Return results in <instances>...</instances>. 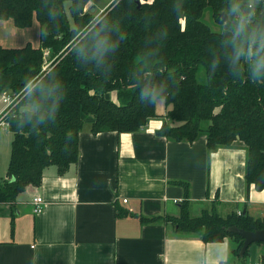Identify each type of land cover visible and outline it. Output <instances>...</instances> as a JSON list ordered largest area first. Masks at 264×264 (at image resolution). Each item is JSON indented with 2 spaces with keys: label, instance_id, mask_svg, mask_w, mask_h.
I'll use <instances>...</instances> for the list:
<instances>
[{
  "label": "trees",
  "instance_id": "trees-1",
  "mask_svg": "<svg viewBox=\"0 0 264 264\" xmlns=\"http://www.w3.org/2000/svg\"><path fill=\"white\" fill-rule=\"evenodd\" d=\"M90 1L0 0L1 20H13L20 29L32 27L35 20L41 26L39 48L0 46V96H18L5 117L13 140L7 178L0 180V201L15 203L28 187H40L50 167H56L59 176L67 175L79 161L86 117H93L94 134L145 128L159 116L158 103L139 101V90L148 83L166 86L167 121L158 136L193 143L206 135L211 151L243 142L248 153L247 184L264 190V82L232 76L220 45L224 31L213 30L204 21L210 10L216 23L227 24L229 20L224 23L220 17L226 13L227 0H116L99 17L86 9ZM258 16H264L263 7ZM101 17L109 21L114 35L116 30L124 33V39L105 64H85L77 59L74 42L98 27ZM46 50L51 64L45 70ZM214 59L219 61L218 70L211 67ZM31 77L49 83L59 77V109L54 119L41 125L23 122V89ZM34 100L44 102L39 95ZM178 184L186 192L181 214L164 219L177 232L202 233L206 243L235 240L234 252L245 264L250 248L240 258L244 240L227 229L263 230L264 218L247 213L222 217L214 208L193 217L189 185ZM160 219L140 217L142 223Z\"/></svg>",
  "mask_w": 264,
  "mask_h": 264
},
{
  "label": "crops",
  "instance_id": "crops-1",
  "mask_svg": "<svg viewBox=\"0 0 264 264\" xmlns=\"http://www.w3.org/2000/svg\"><path fill=\"white\" fill-rule=\"evenodd\" d=\"M91 8L96 12L94 1ZM32 27L0 19V46H33L23 35ZM157 113L145 128L122 134H94L93 117H86L79 161L67 175L50 167L40 187L0 204V264H236L235 240L206 243L202 233L177 232L164 218L181 214L186 192L180 182L189 185L193 217L214 208L222 217L241 212L264 218V190L245 179V144L211 151L206 135L193 143L167 140L157 135L167 118L158 107ZM4 129L9 131L3 127L0 137ZM10 157L6 150L3 179ZM38 196L45 206L37 215L32 203ZM120 211L129 215L120 217ZM140 217L161 219L142 223Z\"/></svg>",
  "mask_w": 264,
  "mask_h": 264
},
{
  "label": "clouds",
  "instance_id": "clouds-1",
  "mask_svg": "<svg viewBox=\"0 0 264 264\" xmlns=\"http://www.w3.org/2000/svg\"><path fill=\"white\" fill-rule=\"evenodd\" d=\"M264 7V0H227L225 11L229 22L223 26L224 37L220 41L223 60L234 78L247 75L254 82H264V16H258V9ZM98 27L86 36L78 38L73 45L77 59L85 64L94 62L103 65L110 54L119 48L124 33L116 30L102 17L96 21ZM213 70L219 69V61L213 60ZM55 82L31 77L23 89V122L41 125L55 118L60 106ZM166 86L163 83H148L139 90V101L152 105L165 99ZM39 95L43 103L35 102Z\"/></svg>",
  "mask_w": 264,
  "mask_h": 264
},
{
  "label": "rangeland",
  "instance_id": "rangeland-1",
  "mask_svg": "<svg viewBox=\"0 0 264 264\" xmlns=\"http://www.w3.org/2000/svg\"><path fill=\"white\" fill-rule=\"evenodd\" d=\"M91 1L95 2L96 12H93V14H95L96 17H99L101 9L104 8L108 3H110V5H111L115 0H91ZM90 10L92 11L93 8H91ZM204 21L213 30L220 31V32L223 30V27L215 22L213 15H212V12L210 10L205 12ZM23 33H24L23 35L26 38V40L28 41V43H32L33 46H38L37 48H39L41 46V31H40V24L38 22H37L36 26L34 25L32 27V30L27 29ZM49 57L50 56H48V58L45 59V64L49 60ZM50 64L51 63L48 62L46 64V66H48ZM5 94L6 93H4L3 95H5ZM112 96H113V99L115 101H117L116 100V94H113ZM0 106H1V98H0ZM157 107H158V112L160 114H162L163 117H165V115H163L165 112L164 110L166 109L164 101L161 100L158 103ZM0 139H1V141H0V180H2L6 176V164H7V160H6L5 164L3 165V161H4L3 157H4L6 150L9 154H11V144H12V140H13V134L10 131H7L6 129H4ZM53 168H56V167H53ZM261 254H264V245L260 246L259 244H253L251 246V249L249 250V253L246 257V260L249 262H252V263H256L257 261H259ZM235 261H236V264H242V261L239 259V257H235Z\"/></svg>",
  "mask_w": 264,
  "mask_h": 264
},
{
  "label": "built area",
  "instance_id": "built-area-1",
  "mask_svg": "<svg viewBox=\"0 0 264 264\" xmlns=\"http://www.w3.org/2000/svg\"><path fill=\"white\" fill-rule=\"evenodd\" d=\"M263 10H264V7H263ZM44 56H45V58H48V56H50V51L46 50L44 52ZM49 66L50 65L46 66L45 70ZM2 100H3V103L5 105V108L0 113V129H2L5 126L8 127V124L5 121V117L8 114V111H10V109H12L16 105V102L18 100V96H12L10 94H5V95L2 96ZM124 202H126V200ZM2 203L3 202L0 201V204H2ZM32 204H33V212H34V214L38 215V214L43 213L45 202H44L42 197H40V196L35 197ZM241 214H242L241 212H238V215H241ZM245 264H264V260L261 259V260L257 261L256 263L248 262V263H245Z\"/></svg>",
  "mask_w": 264,
  "mask_h": 264
},
{
  "label": "water",
  "instance_id": "water-1",
  "mask_svg": "<svg viewBox=\"0 0 264 264\" xmlns=\"http://www.w3.org/2000/svg\"><path fill=\"white\" fill-rule=\"evenodd\" d=\"M95 10L93 9L92 12ZM222 21L224 23H227L229 18L226 13H221L220 15ZM228 233L236 234L240 236L244 240V245L240 251V258H243L248 251V249L253 245V244H263L264 243V229L263 230H258V231H246L244 229H241L237 226H232L227 229Z\"/></svg>",
  "mask_w": 264,
  "mask_h": 264
}]
</instances>
